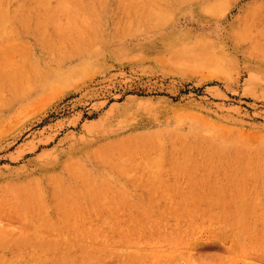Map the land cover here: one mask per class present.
Listing matches in <instances>:
<instances>
[{"label":"rangeland","instance_id":"374dc122","mask_svg":"<svg viewBox=\"0 0 264 264\" xmlns=\"http://www.w3.org/2000/svg\"><path fill=\"white\" fill-rule=\"evenodd\" d=\"M60 1L0 34V77L26 56L57 69L0 103V264H264V0H106L112 40L84 57ZM198 133L221 159L199 187L167 181L152 202L117 166L171 168ZM99 187L105 231L86 238L77 196Z\"/></svg>","mask_w":264,"mask_h":264},{"label":"bare ground","instance_id":"6f19581e","mask_svg":"<svg viewBox=\"0 0 264 264\" xmlns=\"http://www.w3.org/2000/svg\"><path fill=\"white\" fill-rule=\"evenodd\" d=\"M50 2L51 0H36V2L33 0H0V34L4 35L7 31L9 33L16 32L12 29L14 17H29L34 10H41ZM60 2L62 4L66 3L65 0ZM76 2L78 11L70 17H65L64 21L69 26L68 30L72 42L76 44L75 51L70 55L84 57L97 44L109 41V39L112 40V37L107 36L106 25L102 17L106 8V0H76ZM45 19L50 20L49 17ZM122 32L126 33V28H122ZM123 33L114 38L120 37ZM61 44V42L58 43L55 49L60 48ZM64 54L56 51L55 67L65 57ZM55 72H57V69L50 67L48 57H45L41 64H37L33 58L26 56L24 63L9 69L3 78L0 77V103L5 104L13 99L21 98L31 86L46 81ZM196 140L198 141L197 144L187 143L183 147L185 157H180L178 159L179 163H172L171 168L162 155L152 158L144 157L141 160L137 159L136 156H132L130 159H119L117 166L126 180L134 183L142 180L148 186L150 201L157 202L169 195L168 190H166L167 181L178 182L187 190L195 186L199 187L205 177L199 169L207 165L215 166L221 162V159L213 154L216 149L204 134L198 133ZM247 155V152H243L239 157L241 158V165L246 169L245 175L249 177L253 175L254 171L248 170L252 165V161L247 158ZM160 184L164 187L163 189L160 188ZM155 187L157 188L154 189ZM77 198L80 205L75 212L79 215L78 219L82 221L79 231L86 238L94 237L96 233L105 231L104 223L106 221L94 218V216L102 215L101 210L104 207L105 200L102 188H95L92 191L84 190ZM263 205L261 204L258 207L260 209L264 208ZM168 211L170 210L166 209L162 212ZM245 215V213L240 212L238 219L244 218ZM183 219H191V214L183 211H170L168 222ZM228 224L236 229L237 225H232L230 221Z\"/></svg>","mask_w":264,"mask_h":264}]
</instances>
